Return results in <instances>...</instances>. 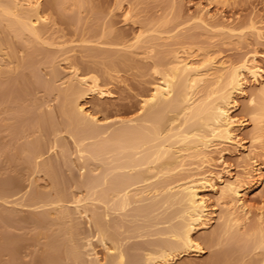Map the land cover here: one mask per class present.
<instances>
[{"label": "bare ground", "instance_id": "bare-ground-1", "mask_svg": "<svg viewBox=\"0 0 264 264\" xmlns=\"http://www.w3.org/2000/svg\"><path fill=\"white\" fill-rule=\"evenodd\" d=\"M145 1L0 0V264H264V12Z\"/></svg>", "mask_w": 264, "mask_h": 264}, {"label": "rangeland", "instance_id": "rangeland-1", "mask_svg": "<svg viewBox=\"0 0 264 264\" xmlns=\"http://www.w3.org/2000/svg\"><path fill=\"white\" fill-rule=\"evenodd\" d=\"M98 3H101L103 9L105 10V12H111L109 13V15H113L114 19L117 20V24L118 26H120V28L126 30L128 33L132 32V30L135 29V26L133 24H129L126 25V23H124L125 21H123V17L124 15L122 14V10L124 8H126L129 4V1H141L140 5L144 8L146 6V1H142V0H125L124 4H123V9L122 8H117V0H94ZM200 2V3H199ZM202 2V3H201ZM210 2V4H209ZM240 2V3H239ZM236 5L238 6H234L225 9V12L223 11L222 13L226 14V16L228 17H232L234 15L236 16H241V18H244L247 14L250 13V11L253 8H256L259 12L261 10L260 13L264 12V0H240ZM185 6H186V10L188 11H195L199 5H203L206 7H209L211 12H219L221 10V8L215 3V2H211V0H185ZM206 4V5H205ZM116 7V8H115ZM236 7V8H235ZM259 7V9H258ZM218 8V10H217ZM124 12V10H123ZM236 12V13H235ZM241 12V13H240ZM113 13V14H112ZM228 14V15H227ZM231 14V15H229ZM264 14V13H263ZM245 15V16H244ZM234 16V17H236ZM112 17V16H111ZM58 25L64 29L65 33H67V36H73L74 34H76L74 28L72 26H70L69 24L59 21ZM133 27V29H132ZM204 38V36H203ZM221 48H223L222 50H224L223 52L225 54L229 53V55L233 54L232 56H238L239 53H241L243 50L242 49H235L234 45L232 44H222ZM259 49L262 50L264 52V42L261 43L259 45ZM239 50V51H238ZM241 50V52H240ZM136 72V70H128V71H121V75L125 76L126 78L124 79H116L114 82L112 80V82L109 83V85L112 86L113 90L116 92V96L114 95L113 98H106L105 101L111 105V107L109 108V113L110 114H115L117 113H123V114H129L131 112H133L135 110V108L138 106L139 102H138V96H136L135 94L137 93L136 91L140 88H138V86L141 85H145V83H142L143 78L144 77H140L139 75H137V73L134 76V73ZM122 78V77H121ZM126 79V85L125 82L123 80ZM142 82H138L140 80ZM111 81V79H110ZM128 82V83H127ZM112 83V84H111ZM139 84V85H138ZM133 88V89H132ZM94 102L98 103L99 100L97 98L93 99V102L91 104H94ZM123 111V112H122ZM245 140H249V139H245ZM248 143H250L248 141ZM239 152V154L237 153ZM241 151H233V152H227L225 157H224V161H221L220 163H224L223 165H229L230 169L235 172V173H240L245 170L244 169V162H242V152ZM241 154V156H240ZM231 164V165H230ZM221 165V164H220ZM222 165V166H223ZM221 166V167H222ZM220 167V168H221ZM245 171H243L242 174H244ZM42 178L40 181L43 185H45V183L47 184L48 181H46V179ZM98 248H101L100 246ZM210 250H207L203 255H200L198 258V260H203L208 254H209ZM194 256H196V254H193ZM178 262H173L171 264H177Z\"/></svg>", "mask_w": 264, "mask_h": 264}]
</instances>
